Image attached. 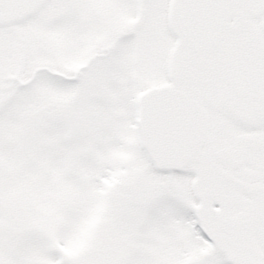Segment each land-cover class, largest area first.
I'll use <instances>...</instances> for the list:
<instances>
[{
  "label": "snow or ice",
  "instance_id": "snow-or-ice-1",
  "mask_svg": "<svg viewBox=\"0 0 264 264\" xmlns=\"http://www.w3.org/2000/svg\"><path fill=\"white\" fill-rule=\"evenodd\" d=\"M0 264H264V0H0Z\"/></svg>",
  "mask_w": 264,
  "mask_h": 264
}]
</instances>
